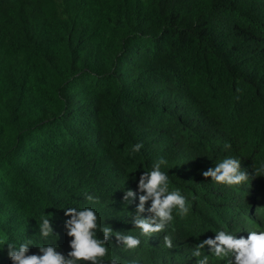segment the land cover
Wrapping results in <instances>:
<instances>
[{"label": "trees", "instance_id": "obj_1", "mask_svg": "<svg viewBox=\"0 0 264 264\" xmlns=\"http://www.w3.org/2000/svg\"><path fill=\"white\" fill-rule=\"evenodd\" d=\"M228 156L248 181L202 175ZM160 157L188 214L174 211L134 250L110 236L108 256L195 264L192 248L213 230L264 227V0H0V232L66 255L65 206L128 232L139 177ZM43 210L58 238L41 241ZM0 264H11L7 245Z\"/></svg>", "mask_w": 264, "mask_h": 264}, {"label": "clouds", "instance_id": "obj_2", "mask_svg": "<svg viewBox=\"0 0 264 264\" xmlns=\"http://www.w3.org/2000/svg\"><path fill=\"white\" fill-rule=\"evenodd\" d=\"M143 147L142 143L131 146V153H138ZM167 161L160 157L150 170L143 171L138 180L139 203L136 215L132 219L133 229H138L139 234L128 232H114L110 226L98 222L96 209L93 207H68L62 208L64 215L69 217L64 223L69 240L70 251L63 254L57 243H39L36 245L31 238L19 242L10 241L7 234L0 232V251L7 245V257L11 264H120V257L109 253V237H115V245L123 250H134L141 244L140 236L151 237L168 227L174 219L173 212L184 217L189 212V205L179 188L170 185L169 174L162 170ZM256 175H264V164L255 170ZM204 177L211 178L217 184L227 186L241 185L248 181V174L241 169V160L228 156L208 168L202 173ZM134 197L131 190L124 192L123 200L130 202ZM86 199L92 204H98L99 198L87 195ZM146 202L149 215L142 218L140 213L145 211ZM46 209V208H45ZM38 233L41 241L47 240L53 234L49 214L43 213L39 217ZM214 236L205 238L194 245L191 257L195 264H211L212 259L223 261L224 264H264V227L257 225V230L247 231V237L234 235L224 230H213ZM102 233V237L98 235ZM163 243L166 248L173 247L171 236L165 235ZM30 246L38 249L30 254ZM207 248V254H205Z\"/></svg>", "mask_w": 264, "mask_h": 264}]
</instances>
